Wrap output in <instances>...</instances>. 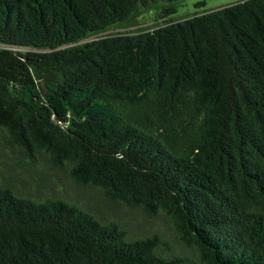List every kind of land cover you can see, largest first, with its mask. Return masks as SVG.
Returning a JSON list of instances; mask_svg holds the SVG:
<instances>
[{"label": "trees", "instance_id": "16d2710c", "mask_svg": "<svg viewBox=\"0 0 264 264\" xmlns=\"http://www.w3.org/2000/svg\"><path fill=\"white\" fill-rule=\"evenodd\" d=\"M179 2L0 0L2 142L180 245L0 161V264H264V0Z\"/></svg>", "mask_w": 264, "mask_h": 264}, {"label": "rangeland", "instance_id": "374dc122", "mask_svg": "<svg viewBox=\"0 0 264 264\" xmlns=\"http://www.w3.org/2000/svg\"><path fill=\"white\" fill-rule=\"evenodd\" d=\"M237 0H180L176 16H183L193 13L197 8L196 4L203 2L206 8L219 7ZM159 8H152L137 17V23L127 30H137L143 27H150L157 21V13ZM1 137V135H0ZM0 139V161H3L2 168L5 179H12L18 185L30 184V186L58 188L64 186L72 189L79 196L80 201L85 202L92 207L103 218H121L124 221L126 229L131 233H145L148 231H158L162 233L169 241H173L175 245L180 246L177 242L176 235L173 232L171 222L167 217L158 213L151 217L144 212L136 209L124 208L119 204L106 202L102 199V195L95 191H84L73 185L70 178L62 171H57L48 166V163L41 159V168L30 166L23 156L15 149H9ZM0 171V173L2 172ZM1 178L4 176L0 175ZM26 181V182H25ZM60 188V187H59ZM59 190V189H58Z\"/></svg>", "mask_w": 264, "mask_h": 264}]
</instances>
